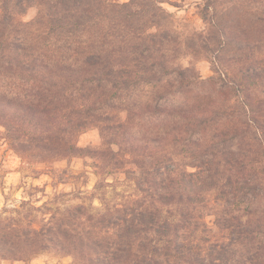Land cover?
<instances>
[{"label":"trees","instance_id":"16d2710c","mask_svg":"<svg viewBox=\"0 0 264 264\" xmlns=\"http://www.w3.org/2000/svg\"><path fill=\"white\" fill-rule=\"evenodd\" d=\"M247 1L200 0L203 22L214 32L199 46L210 54L219 88L229 96L226 103L232 101L236 115L244 117L249 141V112L257 115L261 109L249 106L250 69L245 67L230 85L222 66L226 43L217 40L223 37L224 10ZM164 2L0 0V81L17 87L7 92L0 86V126L9 139L37 164L87 156L101 164L102 173H121L133 184L132 194L118 204H105L96 212L84 205L57 210L39 228L0 216L1 260L28 261L54 252L80 264H249V228L237 232L233 226L227 247L200 231L205 223L199 210L207 197L218 206L223 203L222 217L232 218V206L249 208V176L251 182L257 179L254 167L249 172V155L221 153L214 146V124L219 112L228 109L226 104L209 111L160 104L189 80L187 69L174 67L160 53L162 45L154 35L146 37L148 45L141 39L165 20ZM31 9L37 12L35 18L22 21ZM233 50L238 53L233 57H245L249 44L236 41ZM144 86L157 88L151 99L139 102L134 96L129 104H116L114 98L131 96ZM119 113L125 114L123 120ZM166 113L184 122L186 137L173 136V147L185 142L190 152L200 150L202 135L197 133L210 128L211 143L198 156L191 154L184 168L174 164L164 142L168 132L147 134L135 125ZM95 126L106 148H79L77 134ZM252 127V140L263 150L259 133L264 125ZM231 227L218 224L220 231ZM232 232L237 235L234 242ZM236 246L246 255L243 262L228 256ZM253 249V259L264 264L263 240H256Z\"/></svg>","mask_w":264,"mask_h":264},{"label":"rangeland","instance_id":"374dc122","mask_svg":"<svg viewBox=\"0 0 264 264\" xmlns=\"http://www.w3.org/2000/svg\"><path fill=\"white\" fill-rule=\"evenodd\" d=\"M125 1L127 0H120V2ZM228 1L220 0L223 3ZM161 6L167 14L165 20L160 23V27H153L143 32L141 39L144 38V44L148 45L150 38L146 37L154 35L156 42L162 45L160 53L174 67L187 69L189 80L184 81V84L178 87V91L173 88L167 100L162 99L160 104L171 108H198L196 111H209L213 106L226 104L228 109L219 112L214 124L218 135L214 146L216 145L217 151L221 153L249 155V172H252L254 167L256 173L254 177L257 179L256 182H251L252 177L249 176V208L241 204L237 207L232 206L233 216L232 218L228 216L226 219L222 217L225 216V210L222 211L224 204L218 206L212 198L207 197L199 210L205 223L200 231L206 239L217 241L218 244L227 247L230 241L229 231H232L233 226L238 227L237 232L249 228V264H258L260 262L256 263V259H253L255 254L253 248L256 240L264 242V149H260L252 140L254 138L252 126L263 129L264 125V0H248L242 5H230L229 9L222 13L224 19L221 20L220 27L223 37L221 39L217 37V40L222 42V46L226 43L222 52V66L228 71L227 81H230V85L240 79L245 67L250 69L249 106L255 108L261 106V109L257 115L249 112V141H246L248 133L243 129L244 117L236 115L232 101L226 103L229 96L219 88L220 83L213 72L210 54L200 49L201 42L214 32V29L203 22L200 0H165ZM223 9L224 7L219 8L221 11ZM36 14V10L31 9L20 19L27 22L35 18ZM236 41L249 44L247 56L233 57L238 55L233 50ZM211 77L215 79H210ZM0 86L6 87L3 91H17L12 81H0ZM162 86L163 84L159 90H163ZM156 90L157 88L144 86L131 96L121 95L114 100L116 104H129L136 96L139 102H145L152 98ZM256 110L254 109L253 112ZM231 112L234 113L233 116ZM118 116L121 120L125 118L124 113H119ZM179 117L176 114L166 113L141 120L135 125L137 129L140 127L139 130L147 134L162 136L168 132L164 142L168 144L170 154L174 155V164L184 168L190 164L191 154L198 156L205 151L206 146L211 143V135L210 128L202 132L198 131L197 134L202 135L200 150L193 149L190 152V146H184L185 142L173 147V136L179 134L178 139L186 137L184 122ZM259 135L263 141L264 131ZM76 144L81 149L91 151H103L106 148L104 138L97 126L80 131L76 137ZM99 166L101 164L98 161L87 156L37 164L20 150L17 142L9 139L5 128L0 126V216L11 217L19 221L22 226L31 222L39 228L44 218L47 220L57 210L84 205L92 212L103 211L105 204H118L132 194L133 184L126 180L123 174L106 175L101 172ZM188 170L195 171L191 167H188ZM253 184L257 187L255 190ZM217 213L221 217H217ZM218 218H225V223ZM218 224L221 228L232 227L220 231ZM232 236L234 242L237 235L232 232ZM228 256L229 258L234 256L241 261L246 258L240 246L230 247ZM0 264L80 263L72 256L44 252L28 261L0 259Z\"/></svg>","mask_w":264,"mask_h":264}]
</instances>
